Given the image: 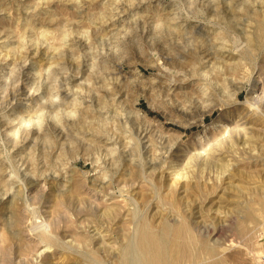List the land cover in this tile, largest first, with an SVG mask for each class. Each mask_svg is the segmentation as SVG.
Listing matches in <instances>:
<instances>
[{"label":"rangeland","instance_id":"374dc122","mask_svg":"<svg viewBox=\"0 0 264 264\" xmlns=\"http://www.w3.org/2000/svg\"><path fill=\"white\" fill-rule=\"evenodd\" d=\"M248 207L264 209V0H0V264H118L139 216L258 264Z\"/></svg>","mask_w":264,"mask_h":264},{"label":"bare ground","instance_id":"6f19581e","mask_svg":"<svg viewBox=\"0 0 264 264\" xmlns=\"http://www.w3.org/2000/svg\"><path fill=\"white\" fill-rule=\"evenodd\" d=\"M259 1V0H258ZM107 3V2H106ZM110 3V1H109ZM112 4V3H111ZM251 5V4H250ZM116 6V5H115ZM252 7V6H251ZM114 14V13H113ZM84 36V35H83ZM201 36V35H200ZM73 37V36H72ZM81 39V38H80ZM30 40V39H29ZM65 41V40H64ZM71 41V40H70ZM103 41V40H102ZM28 42V41H27ZM32 42V41H31ZM38 43V42H37ZM41 43V42H40ZM31 44V43H30ZM100 44V43H99ZM223 44V43H222ZM26 46V45H25ZM70 46V45H69ZM98 46V45H97ZM22 47V46H20ZM39 47V46H38ZM23 49V48H22ZM30 49V48H29ZM39 49V48H38ZM35 50V49H34ZM219 50V49H218ZM221 50V49H220ZM224 50V49H223ZM44 51V50H43ZM40 51V52H43ZM217 51V50H216ZM22 52V51H21ZM31 53V52H30ZM98 56V55H97ZM28 57V56H27ZM57 57V56H56ZM100 57V56H99ZM44 58V57H43ZM49 58V57H48ZM59 58V57H58ZM29 59V58H28ZM63 60V59H62ZM7 62V61H5ZM21 62V61H20ZM61 63V62H60ZM64 63V62H62ZM54 65V64H53ZM52 66V65H51ZM17 67V66H16ZM49 67V66H48ZM47 67V69H48ZM56 67V66H54ZM63 68V67H62ZM17 69V68H16ZM14 69V70H16ZM57 69V68H56ZM3 71V70H2ZM23 71V70H22ZM49 71V70H48ZM55 71V70H54ZM63 71V70H62ZM191 71V70H190ZM8 72V71H7ZM53 72V71H52ZM56 74V73H55ZM58 74V73H57ZM35 75V73H34ZM55 76V75H54ZM189 76V75H188ZM38 78V77H37ZM51 79V78H50ZM53 79V77H52ZM58 79V78H55ZM55 79H53L55 81ZM41 80V79H40ZM47 80V79H46ZM42 81V80H41ZM56 82V81H55ZM208 82V81H207ZM40 83V82H39ZM47 83V82H46ZM45 83V84H46ZM58 83V82H57ZM63 84V83H62ZM40 89V88H39ZM226 89V87H225ZM31 90V89H30ZM70 90V89H69ZM206 90V88L204 89ZM72 92V91H71ZM70 94V92H69ZM68 95V93H67ZM206 95V94H205ZM209 96V95H207ZM30 97V96H29ZM66 97V96H65ZM44 98V97H43ZM208 98V97H207ZM56 101L58 100L55 98ZM209 99V98H208ZM207 99V100H208ZM255 99V98H254ZM205 100V99H204ZM54 103L55 100H53ZM62 103V101H61ZM55 104L57 106V112H67V107H62L64 105L62 104ZM237 103V102H236ZM64 104V103H63ZM62 105V106H61ZM68 105V104H65ZM225 105V104H224ZM55 107V106H54ZM56 108V107H55ZM55 110V109H53ZM70 111V110H69ZM53 112V111H51ZM55 112V111H54ZM53 112V114H54ZM70 113V112H69ZM39 115V113H37ZM59 114V113H58ZM60 116V115H59ZM62 117V116H61ZM59 122V120H58ZM141 159V158H140ZM210 159V158H209ZM215 159V158H214ZM212 160H206L207 163H213ZM216 162V161H215ZM221 162V161H220ZM127 163V162H126ZM125 163V166H126ZM137 164V162H136ZM140 166V165H139ZM224 164H218V167L220 169L227 168V166ZM127 167V166H126ZM217 167V168H218ZM227 170V169H226ZM220 173V172H219ZM223 173V172H222ZM125 174H128L127 172ZM177 182V181H176ZM118 183V182H117ZM130 183V182H129ZM110 184V183H109ZM133 184V183H132ZM108 185V183H107ZM130 185V184H129ZM106 186V185H105ZM109 186V185H108ZM122 186V185H121ZM11 187V186H10ZM10 187H8L10 189ZM123 187V186H122ZM125 187V185H124ZM120 188V187H119ZM108 190V188H107ZM124 190V189H122ZM4 191V190H3ZM18 192V191H17ZM10 193V192H8ZM16 193V191H15ZM13 195V194H12ZM13 198L15 197L12 196ZM157 197V196H156ZM125 198V197H124ZM131 198V197H130ZM11 199V198H10ZM132 201V200H131ZM95 202V201H94ZM133 202V201H132ZM96 203V202H95ZM132 205L135 206L134 203ZM137 206V205H136ZM135 206V207H136ZM133 207V209L135 208ZM252 208V207H251ZM248 207L245 210V216L247 219H253V222L257 226H261L264 224V209L262 208L261 212L257 215H254L252 213V209ZM34 210V209H33ZM140 210L135 209L133 212V216H138ZM34 212V211H33ZM36 212V211H35ZM34 212V213H35ZM37 213V212H36ZM107 213L108 218L113 219V210L111 208H107L105 211L102 212V214ZM35 217L34 215H32ZM136 216V217H137ZM40 217V216H39ZM140 217V216H139ZM137 217V220L134 222V225L131 223V230H128V236H126V242L125 245L122 247V250L119 253V263L118 264H181L182 262H187L188 264H195L198 262H202L203 264H222L221 261L215 259L213 260V257L216 255V248L212 246L211 244L205 242L204 240L196 239L193 234L192 227L185 223L181 222L177 226H172L167 222H162L161 225L157 228L152 227L149 225L148 221L142 220L141 218ZM44 218V216H43ZM55 219V217H53ZM135 218V217H134ZM32 219V218H31ZM47 220V218H45ZM35 220V219H34ZM32 220V229L30 228V231H36L38 232V235L40 237L39 243L45 242V244H48L46 248L41 249V254H44L48 252L46 249L49 246V239L53 236L50 232V226L47 223L46 220L39 221V219L36 216L37 222H34ZM35 220V221H36ZM51 220V218H50ZM53 220V219H52ZM56 220V219H55ZM58 220V219H57ZM135 220V219H134ZM169 221V220H168ZM238 221V220H237ZM34 223V224H33ZM51 223V222H50ZM31 224V223H30ZM53 224V221H52ZM107 225V224H103ZM126 225V224H125ZM30 226V225H29ZM102 227V226H101ZM29 228V227H28ZM237 230L242 231L240 226H237ZM92 229V228H91ZM96 229H92V231H95ZM108 231V230H107ZM263 231V230H262ZM104 232V231H103ZM35 233V232H34ZM33 233V234H34ZM30 234V233H29ZM102 234V233H101ZM35 235V234H34ZM97 235H99V232H94L92 234V238H97ZM196 235V234H195ZM38 239V238H37ZM91 240V238H90ZM47 242V243H46ZM109 243V242H108ZM57 244V243H56ZM111 244V243H110ZM253 252V251H252ZM260 252V250H259ZM51 253V252H50ZM253 254H255L253 252ZM39 256V255H38ZM259 257V256H258ZM24 258V257H23ZM212 258L211 261L208 263L205 262V259ZM26 261V259H24ZM17 262V261H16ZM38 263V262H37ZM183 264V263H182ZM185 264V263H184Z\"/></svg>","mask_w":264,"mask_h":264},{"label":"built area","instance_id":"2783aa9c","mask_svg":"<svg viewBox=\"0 0 264 264\" xmlns=\"http://www.w3.org/2000/svg\"><path fill=\"white\" fill-rule=\"evenodd\" d=\"M259 242H260V252L258 257V264H264V229L259 235Z\"/></svg>","mask_w":264,"mask_h":264}]
</instances>
